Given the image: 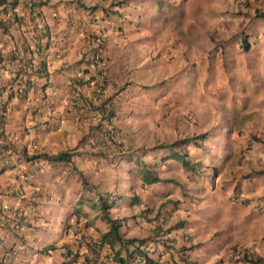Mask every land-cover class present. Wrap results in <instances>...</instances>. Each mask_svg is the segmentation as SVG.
<instances>
[{
	"label": "crops",
	"instance_id": "crops-1",
	"mask_svg": "<svg viewBox=\"0 0 264 264\" xmlns=\"http://www.w3.org/2000/svg\"><path fill=\"white\" fill-rule=\"evenodd\" d=\"M163 1L168 0H160L159 9L152 11L156 21L170 12ZM169 1L173 7L181 4L175 9L179 18L153 24L147 37H141L138 10L133 8L138 3L142 10L145 4L156 8L154 0H3L0 4V111H5L0 146L17 152L11 151L6 156L9 162L0 168V264H68L71 258V264H80L92 258L84 242L109 230L97 205L119 194L130 202L123 207L125 212L109 209L110 217L125 219L120 227L123 238L139 240L155 264H248L251 256L257 259L255 264H264V0ZM182 21L188 33L178 29ZM43 25L48 40L42 35ZM94 42L100 43V66L91 64ZM154 49L158 61L149 64ZM208 56L219 60L216 68H233L236 74L233 89L218 86V109L236 94L245 100L231 135L234 153L218 181L206 179L202 185L214 194L212 199H176L171 210L170 197L157 202L152 193L143 195L138 187L127 190L132 182L151 186L148 177L155 154L149 152L144 158L145 175L134 163L144 154L142 144L127 149L105 141L94 126L95 107L107 96H116L117 119L126 110L143 109L135 101L142 105V93L150 94L158 78H173L180 63L204 62ZM168 60L170 64H165ZM24 62L33 63L29 80L18 74ZM40 62L45 66L37 71ZM210 64L200 66L205 77L212 72ZM100 67L107 78L101 90ZM247 84L254 86L251 102L245 97ZM19 85L25 87L23 93L17 92ZM144 85L151 89L141 91ZM205 88L212 94L207 84ZM144 103L157 110L158 102L150 95ZM181 107H174L179 113L166 116L171 136L193 133L187 108ZM150 140H170V136ZM71 150L75 154L68 161L32 159ZM3 163L0 160V166ZM125 172L132 179L124 177ZM223 185L233 191L229 200L214 193ZM133 195L137 204L131 201ZM229 209L243 214L244 226L237 216H229ZM12 248L17 254L3 263L1 258Z\"/></svg>",
	"mask_w": 264,
	"mask_h": 264
},
{
	"label": "rangeland",
	"instance_id": "rangeland-1",
	"mask_svg": "<svg viewBox=\"0 0 264 264\" xmlns=\"http://www.w3.org/2000/svg\"><path fill=\"white\" fill-rule=\"evenodd\" d=\"M154 2L157 7H154L153 9L150 7L146 8L147 4H145L142 10L141 4L139 3L133 8L134 10H138L137 26L140 27L139 32L141 37H147L149 35L148 32L153 24H156L157 26L179 18L175 9L181 7V4L177 7H173V4H170V1L168 0L163 2H165V7L170 10V12H167L161 20L159 19L156 21L153 17L154 12L152 11L154 10L156 12L159 9L160 0H154ZM131 21L134 22L135 20L132 19ZM178 29L181 31L184 30L185 33L189 32L184 21L181 22ZM152 51L153 53L148 56L149 64L157 63L159 57L156 56L155 49ZM207 58V61L205 60L204 62L198 60H185L177 67L174 78L166 76L158 78L159 80H157L155 84L158 86L150 91L151 97H157L159 99H157L158 103L154 104L157 110L150 109V106H146L147 110L130 109L124 112L122 111L123 114L121 113L117 119V127L119 129L117 144L119 143V146L129 147L127 149L132 148L131 145H134L135 147L142 144V147L140 148H143L158 144V141L150 140L152 136L154 138L162 136L164 139H168L170 136V141H177L175 146L159 155L158 162L150 173V177L156 178L151 181V186H145L142 188L141 186H136L134 182L126 186L128 191L129 189H135L138 187L139 192L143 195L148 194V192L152 193L157 202H162L164 199L170 197L171 201L169 204L171 210L176 204V199H187L189 201H198L201 197L212 199L214 194L206 188H202V185L207 177L213 182L218 181V176L222 172L221 170L226 166L229 157L234 153L232 142L233 136L231 135L237 130V117L244 106L245 100L242 94H236L234 97L232 96L230 99H227V104L224 103L223 109L215 114L212 119H205L204 113L210 115L213 113L211 111L214 105L213 101L219 103V100H217V96L220 95L217 93L218 86L222 87L223 85H226L227 90L233 89L234 85L232 84V80L236 76L235 73H232L231 69L233 68L218 69L216 67L219 60H212L209 56ZM210 62V69L212 72L208 71L207 76L205 77L200 66L207 68ZM164 63L170 64V61H164ZM221 63H224V59L221 60ZM222 79H225L224 83ZM211 80L213 83H211ZM205 84L209 86L212 94L206 92ZM180 87L183 89L184 93H182ZM253 87L254 86L248 84L244 86V92L248 96H245L246 100H249L250 102L252 100L251 94L253 93ZM147 89L149 88H144V90ZM177 91H179V93ZM139 96L137 97L139 98ZM188 100L190 101L189 103H182ZM135 104L138 106H145L144 102L141 105L135 101ZM183 105L184 108L187 109H189L188 105H190V111H188L189 119H193V116L195 115L193 113L195 112L200 114V120L196 125L192 126L193 133L191 134L201 135V137L190 142L183 141L185 139V136L183 135L171 136L172 133L169 132L168 127L165 126L168 121L166 116L179 113L178 110L174 111V109H176L174 107L182 108L181 106ZM194 107L197 108V111H194ZM135 123L137 124L135 125ZM124 139H126V141ZM174 153L175 155H172ZM163 154L171 155L162 158L161 155ZM185 160L188 161L186 165L184 164ZM216 171L217 175L215 176ZM132 172V174H134L136 171ZM132 174H127L125 172L123 176L128 178L129 175L130 179H132ZM172 178L176 179L178 184L170 180ZM197 186H201V188L199 190H193ZM214 193L221 199L227 198L229 200L233 191L227 185H223L220 188L216 187ZM232 198L234 199V196ZM129 202L130 198L126 196L118 197V195H116L112 196L109 200L106 198L99 201L97 207L100 210H103V205L101 206V204L110 203L111 205H114V207L111 208L112 212H118L119 210H122L123 207L126 208ZM129 206L130 209L132 208L131 210L135 209L134 205ZM122 212L125 211L122 210ZM229 216H237L241 219L239 224L244 226L243 214L230 210ZM122 224L124 225V223ZM238 228L239 230H242L241 226H238Z\"/></svg>",
	"mask_w": 264,
	"mask_h": 264
},
{
	"label": "clouds",
	"instance_id": "clouds-1",
	"mask_svg": "<svg viewBox=\"0 0 264 264\" xmlns=\"http://www.w3.org/2000/svg\"><path fill=\"white\" fill-rule=\"evenodd\" d=\"M46 30H47V28H46ZM47 32L48 33L45 34L44 37H45V39L48 40L49 39V31L47 30ZM94 43L96 44L95 45L96 48H95V50H94V52H93V54L91 56V64L97 65V66L99 65L100 66V62H101V58H102V51H101V49L99 47V44L100 43L99 44H98V42H94ZM32 64H33L32 62H28L27 65H26V62H24L23 63V66L20 65V68L23 69V73H24L23 77L24 76L27 77L28 80H29L28 75L31 72L30 69L33 67ZM149 72H150L149 70H146L145 72L143 71V73H149ZM98 76H100L102 78V79H99V81H100L99 87H100V90H101V89H104V87L106 85V82H107V78H106V75H105V71L102 70L101 67L99 69V75ZM26 82H29V81H26ZM156 86H158V85H156ZM24 88L25 87L23 85H19L16 88V90H17L18 93H23L25 91ZM122 88L124 89V85L122 86ZM144 88L151 89L150 86L144 85V86H142L141 91H143V92L144 91H149V89L144 90ZM74 91H75V93H78V88L75 89ZM142 95L144 96V97H142V101L144 102L146 100L147 95H150V94L144 95V93H142ZM115 97L116 96H107L106 98H104V100H101L98 103V105H96V107H95L96 108L95 109L96 111L95 112H96V115H97L98 118L96 119V124L94 126H95L96 130L101 134L102 137H104V139L107 142L111 143L114 146H118L119 143L117 144V142H118V132H119V129L117 127V115L119 114V112L117 110H115V108L113 106V99ZM153 98L154 97H151V100H155L156 101L158 99L157 97H156V99H153ZM107 99H109V100H107ZM116 99H117V97H116ZM158 100H157V102H158ZM104 102H106V104ZM189 102L190 101L188 100V101H186L184 103H189ZM102 103H104L103 104L104 107L101 108V104ZM137 103L138 104H141L138 101H137ZM213 104H214L213 105V109L212 110L210 109L213 113L211 115L204 113V115H205L204 117L206 118V120L212 119L215 116V114H217V113H219L221 111V110L218 109L219 108V103L218 102L215 103L213 101ZM149 106L150 105H148V107ZM145 108L147 110V107L144 106L143 109H145ZM110 110H111V112H113V114L111 116H109V111ZM186 111L187 112H186L185 116H186L187 122L191 126L196 125L197 122H198L197 120H199V118H200V114L198 112L197 113L195 112V113H193V114H195L193 116V119H189V116H188L189 113H188V111H190V110L187 109ZM194 111H197V108L196 107H194ZM214 111H216V112H214ZM4 112L5 111H0V122L2 121V119H3L4 115H5ZM192 123H194V124H192ZM184 136H185V139L183 141H186V142H190V141H192V140H194V139H196L198 137H201V135H194V134H189V135H184ZM157 143L158 144H155L153 146L147 147L148 149H151L149 152H153L155 154V156L152 158L153 161H155V165L158 162L159 155L162 154L164 151H167L169 148L175 146L177 144V141L164 140V141H158ZM163 144H165L166 146L157 147V148L153 149L155 146L163 145ZM147 148L146 147H143V148H141V150L147 149ZM71 151L74 152V154H75V151L74 150H71ZM7 155H9V154H7ZM169 155H171V154H163V155H161V157L164 158L165 156H169ZM172 155H175V153L172 154ZM5 158L8 159V157H5ZM2 167H3V164L0 166V168H2ZM216 175H217V171L215 172V176ZM148 178H149L148 179V182H151V181H153L152 179L155 178V177H148ZM170 180H172L176 184H178V182L176 181V179L172 178ZM207 180L208 181H212L209 177H207ZM163 181H165V180H163ZM118 197H119V195H118ZM131 201L134 204H137L138 201H139L137 195H133L131 197ZM105 204L106 205H111L110 203H105ZM112 207H114V205H111V206H109V208H106V210L108 211L109 214H110V210L109 209H111ZM102 211L103 210H101V212ZM102 215H103V212H102L101 216ZM109 218L112 219V220H117L118 222L121 223V225H122V222L125 220V219H113V218L110 217V215H109ZM108 225H109V223H108ZM175 226H178V224H176ZM120 227H119V232H120ZM109 229H110V225H109ZM107 232H105V233H107ZM105 233H103V234H105ZM102 235H101V238H102ZM120 235L122 236L121 232H120ZM101 238H99V239L98 238L97 239H88L86 242H84V243H86L89 246L88 248L92 252L93 257L90 258V259H87L86 261L84 260L83 263H80V264H148V263L145 262V257L142 254L138 253V252L134 253V259L133 260L132 259L130 260V257H128V255L131 254V252L134 250V245L133 244H124V245H122L119 242H116V243H114L113 248H112L109 243L102 242ZM122 238H123V236H122ZM123 239L124 240H128V239H131V238H128V239L123 238ZM234 249H236V247L233 248L232 250H234ZM122 251L125 252V255L124 256L121 255ZM16 254H17V249L12 248L8 252V255L5 256V257H2L1 260H2L3 263H5V262H7L10 259V257H12L13 255H16ZM119 258H121L122 261H120ZM146 258H149L148 252H146ZM73 261H74V258H71L68 261V264H71ZM256 261H257V259H255L252 256L250 257V259H248V262L249 263H252V264H255ZM149 264H155V263L150 262Z\"/></svg>",
	"mask_w": 264,
	"mask_h": 264
},
{
	"label": "trees",
	"instance_id": "trees-1",
	"mask_svg": "<svg viewBox=\"0 0 264 264\" xmlns=\"http://www.w3.org/2000/svg\"><path fill=\"white\" fill-rule=\"evenodd\" d=\"M2 2H3V0H0V4H2ZM30 6H33V3H30ZM42 27H44V25ZM47 33L48 32H47L46 28L44 27L43 30H42L43 37ZM40 54L41 53H39L38 55H40ZM42 64H44V65H42ZM26 65H27V63H26ZM44 66H45V63L44 62L43 63L40 62L37 71L39 69H42ZM37 71H36L37 74L41 73L40 71L39 72H37ZM20 73H21V76L24 75L22 68H19V70H18V74H20ZM31 73H33V72H31ZM107 100H109V99H107ZM104 103L106 104V102H104ZM104 103L101 104V108L104 107V105H103ZM112 114H113V112H111V110H110L109 111V116H111ZM162 146H166V145L165 144L158 145V146H155L153 149H155L157 147H162ZM150 150L151 149H148V148L147 149H143V153L144 154L142 156H137V158H135V161H134L135 166L137 165L138 167H141L142 168V172L144 174L146 172L144 158L149 154ZM11 151H13V153L17 154L15 149H10L9 147H5V146H0V160L3 159V161H4L3 165H7V162H9V158L6 159L5 157L7 156V154H10ZM72 155H74V152H72V151L61 152V153L53 154V155H48V154L42 153V154L34 155L32 157V159L42 158V159H46V160L51 161V162L68 161L71 158ZM187 163H188L187 161H184L185 165ZM252 174H257V172L250 173V174H248V176H250ZM142 179L144 180V176L142 177ZM152 180H155V178H153ZM109 206H111V205H106L105 204L103 206V211H102L103 212V215H102L103 218L110 225L109 231L102 235V238H101L102 242L109 243L112 248H113L114 243H116V242H119L122 245H124V244H133L134 245V250L131 252V254L128 255V257H130V260L131 259L133 260L134 259V253L138 252V253L142 254L145 257V262L149 264L151 261H150L149 258H146V252L147 251L144 250V247H142L141 242H139L137 239H134V238H131V239H128V240H124L122 238V236L120 235V232H119V227L121 226L120 222H118L117 220H112V219L109 218V215H108L109 213L106 210V208H109ZM119 260L122 261L121 258H119Z\"/></svg>",
	"mask_w": 264,
	"mask_h": 264
},
{
	"label": "built area",
	"instance_id": "built-area-1",
	"mask_svg": "<svg viewBox=\"0 0 264 264\" xmlns=\"http://www.w3.org/2000/svg\"><path fill=\"white\" fill-rule=\"evenodd\" d=\"M249 264H252V263H249Z\"/></svg>",
	"mask_w": 264,
	"mask_h": 264
}]
</instances>
